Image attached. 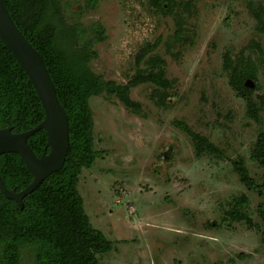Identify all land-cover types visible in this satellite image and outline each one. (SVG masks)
I'll list each match as a JSON object with an SVG mask.
<instances>
[{"label": "rangeland", "instance_id": "1", "mask_svg": "<svg viewBox=\"0 0 264 264\" xmlns=\"http://www.w3.org/2000/svg\"><path fill=\"white\" fill-rule=\"evenodd\" d=\"M177 3L165 14L151 0H101L86 12L78 3L66 6L70 21L98 20L107 28V39L95 46V72L127 83L137 52L162 36L154 54L167 61L174 81L167 105L157 102L162 88L156 84L132 87L140 114L116 96L91 97L95 147L103 154L83 169L78 189L93 226L115 241V249L99 255L100 264H264V187L249 189L235 169L242 162L264 183V167L252 157L264 129V52L249 48L255 39L264 51L255 16L264 17V0ZM179 20L182 41L175 38ZM241 50L257 67L259 87L251 95L257 119L224 67L226 53L238 57ZM181 124L219 151L198 153ZM242 194L254 228L226 214Z\"/></svg>", "mask_w": 264, "mask_h": 264}, {"label": "trees", "instance_id": "2", "mask_svg": "<svg viewBox=\"0 0 264 264\" xmlns=\"http://www.w3.org/2000/svg\"><path fill=\"white\" fill-rule=\"evenodd\" d=\"M14 22L41 54L55 84L61 104L69 117L70 146L63 167L51 173L24 198V208L14 199L4 195L0 188V264H100V256L115 249V241L93 226L84 206V198L78 189L80 175L85 167H91L103 154L97 150L94 140V111L92 96L107 93L116 96L131 111L140 114L142 103L132 99L130 90L142 83L151 82L162 88L157 102L167 105L169 88L174 81L167 77V61L154 54L162 42V36L143 45L135 56V73L127 83L106 79L95 72L91 62L98 57L96 44L108 37L101 21L89 25L82 21H70L66 6L78 3L79 11L98 7L101 0H4ZM160 13H171L177 0H151ZM187 8L192 2L185 3ZM259 32L264 33V17L260 12ZM182 20L178 22L175 38L184 40ZM263 54L260 41L253 39L249 48ZM153 53V55H151ZM147 57V58H146ZM145 61L146 66L142 67ZM224 67L229 71L230 84L238 95L249 100L251 112L257 119L256 105L251 95L257 90V67L244 50L238 57L227 52ZM253 79L255 87L246 85ZM45 118V109L36 87L6 43L0 38V128L13 127L23 132L36 127ZM182 128L192 136L198 153L219 150L194 132L187 124ZM48 141V134L41 129L29 138L34 152L41 156ZM50 149H48L49 152ZM252 157L264 167V129L258 134ZM241 181L249 189L260 185L250 175L242 162L235 163ZM0 173L9 189L18 191L29 185L34 175L19 153L0 155ZM249 197L242 194L234 199L227 215L234 221L256 225L247 212Z\"/></svg>", "mask_w": 264, "mask_h": 264}, {"label": "water", "instance_id": "3", "mask_svg": "<svg viewBox=\"0 0 264 264\" xmlns=\"http://www.w3.org/2000/svg\"><path fill=\"white\" fill-rule=\"evenodd\" d=\"M0 38L28 73L45 109L44 120L32 129L14 132L13 127L0 128V155L8 152L19 153L34 175L33 181L18 191L16 188L9 189L0 173V188L4 195L14 199L24 208V198L47 176L60 170L66 161L70 146L69 117L59 100L55 84L41 54L18 28L4 0H0ZM246 85L254 88L255 82L253 79H247ZM41 129L47 131L48 141L44 152L38 156L28 141Z\"/></svg>", "mask_w": 264, "mask_h": 264}]
</instances>
